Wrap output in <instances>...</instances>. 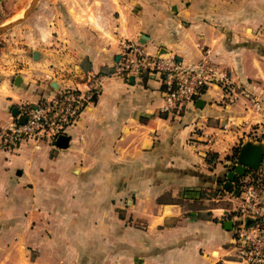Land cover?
Returning <instances> with one entry per match:
<instances>
[{
  "label": "crops",
  "instance_id": "crops-1",
  "mask_svg": "<svg viewBox=\"0 0 264 264\" xmlns=\"http://www.w3.org/2000/svg\"><path fill=\"white\" fill-rule=\"evenodd\" d=\"M66 12L39 61L32 52L0 83V130L15 107L57 93L55 69L108 78L53 145L0 147V264H236L232 209L212 203L236 201L223 174L264 124V0H94ZM123 40L186 63L208 57L232 86L163 113L159 76L113 75Z\"/></svg>",
  "mask_w": 264,
  "mask_h": 264
},
{
  "label": "built area",
  "instance_id": "built-area-1",
  "mask_svg": "<svg viewBox=\"0 0 264 264\" xmlns=\"http://www.w3.org/2000/svg\"><path fill=\"white\" fill-rule=\"evenodd\" d=\"M120 46L121 55L113 75L126 81L130 76H159L165 95L163 113L180 115L200 97L203 88L219 85L229 89L232 86L228 74L208 57L186 63L173 54H151L139 42L123 40ZM74 74L77 80L54 75L59 80L56 94L20 108L13 122L0 130L2 149L16 152L25 143H32L37 148L41 144L53 145L57 138L75 126L85 110L98 101L108 76ZM254 105L257 110L261 109L260 102L255 101ZM249 141L264 144V124L258 125ZM237 164V160L229 162L230 170ZM234 189L238 194H230L239 202L238 207L229 211V220L233 222L234 262L264 264V160L260 170H248L245 176L237 177Z\"/></svg>",
  "mask_w": 264,
  "mask_h": 264
},
{
  "label": "rangeland",
  "instance_id": "rangeland-1",
  "mask_svg": "<svg viewBox=\"0 0 264 264\" xmlns=\"http://www.w3.org/2000/svg\"><path fill=\"white\" fill-rule=\"evenodd\" d=\"M32 1L0 0V27L23 17ZM93 3L94 0H40L36 10L23 24L0 36V83L5 79H10L12 83L14 76L20 73L18 72L19 70L25 68L27 59H31L32 52L37 51L38 47L49 48L48 38L53 39L54 37L49 30L50 22L55 20V18L67 21V8H71V10L78 9L79 11L81 5L83 7L86 4L92 5ZM57 48L59 55L68 53V51L63 50L62 46ZM24 58H26V61ZM67 70H69V73H67L68 71L55 69L54 75L57 77L64 75L74 80L73 74L76 73L74 68L71 66ZM29 104L35 103H25L21 106ZM11 118L14 119L12 114ZM213 198L218 200L215 194H212L210 199L212 200ZM212 205L234 209L239 206V202L237 200L230 202L220 199L218 203L214 202Z\"/></svg>",
  "mask_w": 264,
  "mask_h": 264
},
{
  "label": "water",
  "instance_id": "water-1",
  "mask_svg": "<svg viewBox=\"0 0 264 264\" xmlns=\"http://www.w3.org/2000/svg\"><path fill=\"white\" fill-rule=\"evenodd\" d=\"M40 0H33L30 4V7L25 11L23 17L20 19L6 25H2L0 27V36L12 30L13 28L23 24L30 15L36 10ZM165 53V52H159ZM168 54V53H166ZM41 53L39 51H34L33 58L35 61H39ZM135 80V76H130L129 81L133 82ZM13 85L16 88H21L23 85V78L21 76H17L13 82ZM52 87L55 90L59 89L58 82H54ZM20 113V109L15 107L12 111V116L16 118ZM264 160V144L260 142L246 141L244 142L239 149L238 154V164L235 166L234 170H230L227 173L223 174V178L221 182L223 183V190L229 193L238 194V191L234 189V182L237 177L245 176L248 170L258 171L261 168V165ZM225 229L227 231H232L233 222L225 221L223 223Z\"/></svg>",
  "mask_w": 264,
  "mask_h": 264
},
{
  "label": "trees",
  "instance_id": "trees-1",
  "mask_svg": "<svg viewBox=\"0 0 264 264\" xmlns=\"http://www.w3.org/2000/svg\"><path fill=\"white\" fill-rule=\"evenodd\" d=\"M150 75H144L143 77H149ZM205 89L206 88H203V90H202V93H203V91H205ZM223 89H225L226 90V87H223ZM239 149L240 148H235L234 149V152H233V158L235 159V158H237L238 157V154H239ZM251 172V171H250Z\"/></svg>",
  "mask_w": 264,
  "mask_h": 264
}]
</instances>
